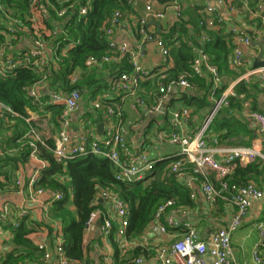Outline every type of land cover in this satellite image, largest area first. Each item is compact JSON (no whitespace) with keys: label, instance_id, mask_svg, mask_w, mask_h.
Segmentation results:
<instances>
[{"label":"built area","instance_id":"built-area-1","mask_svg":"<svg viewBox=\"0 0 264 264\" xmlns=\"http://www.w3.org/2000/svg\"><path fill=\"white\" fill-rule=\"evenodd\" d=\"M239 1L243 7H248L250 2V0ZM35 2L36 0H32L31 6ZM143 2L145 12L138 20L139 45L137 46L140 47L149 41H156L162 55L161 65L156 69L143 67L140 61L139 49L132 50L125 44L116 42L115 30L119 27L124 17L123 11L116 10L111 15L108 25L104 28L107 52L100 57L89 56L85 61V66L88 70H101L106 65L118 66V70L114 71L108 78V92L121 98L135 97L133 108L140 106L146 108L148 113L159 114H164L162 109L163 102L173 87L192 89L191 78L208 76L212 85L211 96L213 97V105L201 128L193 135H184L176 130L171 132L160 131L152 138V145L154 149L160 147L162 143L180 147L179 156L181 159L169 166L167 176H173L175 179L183 181L185 180L188 166L191 165L193 174L201 177L202 193L208 205L213 206L218 198H222L235 207V212L227 225L216 229L206 241L199 237L197 230L190 223L182 224L183 232L181 238L168 246L158 249L153 259L154 261H149L147 264H236L233 257L232 235L241 226L243 219L250 212L253 205L264 198V191L252 182L244 186L229 187L226 178L232 173L237 163L246 165L258 158L264 161V155L254 147L220 148L218 147V140L208 136V127L214 116L221 107L228 106L229 97L235 95L233 87L236 82L229 84L222 91L220 97L215 98L216 91L223 86V78L218 68L210 63L209 56L202 47L203 43L209 41V36L205 33L196 35L197 44L188 42L193 55L190 70L181 73L177 78H172L168 73L169 50L164 39L151 35L147 30L148 23L163 20L165 12L156 10V0H143ZM222 3L223 1H218L217 4L222 5ZM128 4L131 6L132 0ZM70 7L62 9L57 15L62 17ZM166 8H172L177 17L181 16L178 0L163 6V9ZM256 8L259 13H264V0H261ZM86 12V7L80 8L81 16L85 15ZM201 12L214 16L219 23L222 22V17L215 7L206 6ZM18 24L19 21L11 19L6 32L3 33L4 41L0 45V73L2 74L12 73L19 68H38L42 70L43 67L49 65V57L47 55V51L50 50L49 43L41 39L36 33L31 34L26 30V34L31 41V48L17 53L16 26ZM232 33L235 35V47L231 57V66L233 69H239L243 64V49L251 45V39L236 30H232ZM55 34L56 32L52 33V35ZM80 75L79 72L72 74L69 78L70 84L76 85L81 77ZM253 77H258L261 81L260 87H264V66L247 71L238 81L243 80L248 83ZM152 79H156V99L154 103L147 104L145 99L137 97V93L140 91L142 83ZM37 86L47 87L46 76H43L36 85L24 90L26 97L34 107L33 113L36 118L27 112L26 116H21L12 108L0 102V146H4V133L6 135L10 131L8 128L15 125L17 119L23 120L27 126L26 131L15 141L18 145L17 147L6 149L4 146L1 148L0 162L5 160L7 156H13V152L16 153L23 148H28L27 159L32 165L25 185H22L19 179L20 166L15 168L9 165L0 166V197L5 194L19 195L25 189L28 202H35L43 195H46L50 202L64 199L62 192L36 186L42 171L49 165L48 161L41 157V148L48 147L46 140L39 133L47 127L50 116H48L46 110L48 106H62L57 116L58 129L53 139V147L50 150L52 159L56 164L65 165L68 161L88 154L101 156L106 158L115 168L116 180L126 183L137 182L153 170L156 161L150 158L147 150L138 151L127 145L125 136L128 129L135 127V124L129 121H121L120 114L116 113L109 104L95 101L93 108L96 110L104 109L108 119L112 116L118 117V125L116 127L108 125L105 134L99 136L95 134L94 125L88 119H84L83 125L87 127L73 137L70 130V116L79 108L82 90L73 87L68 92H62L51 91L47 87V91H44L37 89ZM245 107L248 108L249 105L245 104ZM248 117L255 122L258 132L264 137V116L250 111ZM189 119L190 111L188 109L174 112L171 117V127L173 129L179 128L182 122H187ZM209 144L214 146L211 147ZM211 174H214L218 181V189L209 180ZM6 177L10 179V183L6 182ZM225 194L228 195L225 196ZM98 203L102 205V208L97 207ZM91 207L94 209L87 220L86 230H89L100 219V233L103 237L110 238L114 235L118 248L122 252L129 250L131 242L128 240L126 233L129 225V209L126 203L110 190L101 189L97 192ZM169 208L173 210L174 215L185 213L182 209L175 206L173 200L166 201L157 208L148 227L149 232L159 235L168 233L165 225L161 223L162 218L165 219V223L169 227L179 226L172 216H167L166 213ZM18 211L21 216L27 214L25 209L18 208ZM11 214L10 202L0 201V223H8ZM114 223L116 225L115 229ZM13 227H18V225L15 223ZM258 236L259 241L254 247L252 261L254 264H264V259L259 255V248L264 245V223L258 226ZM37 248L41 252L44 261L50 260L52 255H54L57 264H74L66 257L61 232L56 233L52 250L48 249L46 243H40ZM100 264L114 263L110 257H102ZM134 264H144V260L138 257L134 260Z\"/></svg>","mask_w":264,"mask_h":264},{"label":"trees","instance_id":"trees-1","mask_svg":"<svg viewBox=\"0 0 264 264\" xmlns=\"http://www.w3.org/2000/svg\"><path fill=\"white\" fill-rule=\"evenodd\" d=\"M32 0H0V45L4 41L3 33L11 19H16V36L22 35L23 29L31 34H38L41 39L49 43L51 59L49 65L41 69L19 68L12 73H0V102L12 108L21 116H26V109L34 110L30 100L25 95V88L36 85L43 76H46L47 87L51 91L68 92L77 87L82 90V96L95 97L100 89L94 70H88L85 61L89 56L100 57L107 52V40L104 28L108 25L111 15L116 10L129 8L130 0H36L31 6ZM175 0H156L160 5L166 6ZM71 6L66 13L59 17L57 13ZM202 4H196L194 10H198L197 20L190 17V10L181 12L177 22L161 32L166 45H170V52L174 61V72L170 75L177 78L180 73L190 70L193 59L188 42L197 44L196 35L207 33L209 41L202 47L209 56L210 63L215 65L219 72H227L225 67L226 58L231 49L233 41L230 37L218 33L207 32L202 21ZM86 7V14L80 15V8ZM202 22V25L200 23ZM190 26L194 29V35L190 34ZM55 35H52L53 32ZM17 42V41H16ZM125 66V65H123ZM126 70V68H125ZM79 72L81 75L76 85H71L69 78L72 74ZM230 72L232 79H237L241 74ZM229 74V73H227ZM204 92L202 97L194 99L186 98L187 105L195 106L197 111L203 108L208 113L213 105L207 101V93L211 90L210 83L206 84L201 79L196 80ZM259 82L247 84L238 81L234 86L235 96L229 97L228 106L221 107L214 116L208 127L209 133L216 134L220 143H231L235 140L237 144H244L246 136L251 138L249 124L239 119L236 114L243 110V103L252 99L254 102L251 112H257L264 116L255 103L256 95L264 93ZM225 87L216 91V98L220 97ZM109 102V101H105ZM108 104V103H107ZM53 115L58 116L62 109L61 105L51 106ZM88 119V118H87ZM55 126L58 127L57 118L54 117ZM89 120V119H88ZM12 129V130H11ZM26 124L17 119L15 125L8 128L11 135H5L3 144L6 149L17 147L16 139L25 132ZM1 133V132H0ZM243 136L241 141L238 137ZM48 149L41 148V157L48 161L36 186L49 188L64 194L61 201L52 202L49 215L53 220L60 222L62 226L63 249L66 257L71 262H82L84 260L83 238L86 231V223L97 192L107 189L122 199L129 209V225L127 236L135 238L141 235L153 220L157 208L166 201L173 200L176 207H192L194 200L192 191L185 181H179L173 176H167L169 166L181 159V157L164 158L157 161L153 170L147 175L133 183L116 180L115 168L101 156L88 154L71 161L65 165L56 164L51 155L53 140L46 141ZM28 148L13 153L17 156H7L5 164L15 168L17 162L25 163ZM199 182L201 177L192 172V166L187 169ZM264 177V161L260 158L246 165L236 164L232 173L226 178L231 186H244L249 182L258 181ZM63 178L68 182L64 183ZM6 182L10 179L6 177ZM216 188H219V184ZM228 194H225L227 196ZM71 207L74 209L71 210ZM98 208L102 205L98 203ZM115 229V227H114ZM33 229L23 222L17 228L12 229V243L14 248L6 254L1 264H22L26 259L34 260L35 247L30 235ZM141 254V249L134 248L131 258L135 259Z\"/></svg>","mask_w":264,"mask_h":264},{"label":"crops","instance_id":"crops-1","mask_svg":"<svg viewBox=\"0 0 264 264\" xmlns=\"http://www.w3.org/2000/svg\"><path fill=\"white\" fill-rule=\"evenodd\" d=\"M218 1H223L222 5H218ZM178 2L181 12L187 9L190 10V17L186 16V20L191 18L193 21L197 20L199 15L198 10H194V6L198 4V2L199 4L204 5L203 8L206 6L215 7L222 17V22L219 23L214 16L201 12L202 21L204 23L203 25L207 32L218 33L227 38L230 37L233 41L234 47L235 35L232 33V30L244 33L251 39V45L243 49V64L239 69H233L231 66V57L234 47L230 50L225 61L227 72H222V74L220 72L223 78L222 87L226 88L229 84L234 82L237 83L240 77L247 71L258 67L256 66V63L264 61V13H259L256 8L261 0H250L248 7H243L239 0H178ZM155 8L156 10L164 11L165 17L163 20L154 21L152 24L149 22L147 30L151 35L162 38L161 32L176 23L178 17L172 8L163 9V5H160L157 2H155ZM144 12L143 0H132V5L129 6L128 9L123 10L124 17L119 27L115 30V40L118 43L125 44L132 50L139 49L141 65L148 69H156L162 63V55L157 42L149 41L142 44L140 47L137 46L139 45V36L137 33L139 27L138 20L144 15ZM190 30L194 35V29L191 26ZM166 47L169 50L168 73L169 75H172L175 73L173 69L174 61L171 56L170 45H166ZM30 48L31 41L26 34V29H23L22 35L18 36L16 42V51L19 53ZM47 55L51 59L50 50L47 51ZM117 70L118 66L114 65H106L101 70H94L100 89L93 98H89V96L85 95L82 96L78 110L73 112L70 116L71 135L74 137L78 132H81L87 127L86 125H83V120L87 118L90 123L94 125L95 134L99 136L105 134L108 125L116 127L118 125V117L112 116L108 119L104 109L96 110L93 108V103L95 101L105 102L107 100L109 102L106 103H108L116 113L120 114L121 121H129L135 124V127L128 129L127 135L125 136L129 147L137 149L138 151L147 150L150 158L154 159L156 162L164 158L179 157V146L162 143L160 147L154 149L152 138L160 131L171 132L172 130H176L184 135H193L201 128L208 114V109L203 108L202 110L197 111L196 106L194 105L195 102H193V105H187L185 97H193L194 99L202 97L204 92L196 80L201 79V81L203 80L208 84L210 83L208 76L205 75L203 78H191V83L193 85L192 89L173 87L163 102L162 109L164 110V114H159L148 113L146 108L140 106L133 108L132 105L135 102V97L121 98L120 96L111 95L108 92V78ZM233 71H236L235 73L241 75L237 79H232L230 72ZM255 81L259 82L258 84L260 87L261 81L258 77H253L247 84ZM155 83L156 79L142 83L141 89L137 93V97L145 99L147 104L154 103L157 92ZM37 89L47 91V87L45 88V86H37ZM260 89L264 92V87H260ZM216 97L217 96L215 95V98ZM206 98L208 102L211 104L213 103L211 90L207 93ZM253 102L252 99L245 101L243 103V110L236 114L239 119L244 120L249 124L251 138L246 136L244 138L246 143L240 145L237 144L235 140H231V143H220L216 134L209 133L208 136L218 140V147H254L264 155V137L258 132L255 122L248 117ZM255 103L259 109H264V93L256 95ZM245 104H248L249 107L246 108ZM49 107L51 106L46 108L48 116L50 115L47 127L45 130L39 132L42 138L46 141L53 140L58 129L54 123V117L57 118V116L53 115V110L48 109ZM181 109H188L190 111V119L187 122H182L179 128L173 129L171 127L172 114ZM26 112L36 118L32 109L27 108ZM108 121L110 122L109 124ZM99 124L102 125L101 131H98L97 128ZM11 130L8 131L7 134L11 135L13 132H11ZM4 137L5 133L3 135V138ZM242 139L243 136L238 137V141H241ZM209 145L211 147L214 146L212 144ZM3 147L4 146H0V150ZM14 156L17 155L13 154L12 157ZM5 161L6 159L0 162L1 167L6 166ZM17 166H20V171L18 173L19 179L22 185H25L28 181L32 165L30 161L26 159L25 163L17 162L15 167ZM209 180L216 188L218 181L214 174L209 176ZM62 181L66 183L68 182V179L63 178ZM183 181L186 182V185L192 191L194 205L192 207H177L182 209L185 212L184 214L174 215L171 208L167 210V216H172V218H174L179 224L178 227L173 228L167 226L165 219L162 218L161 223L165 225L168 232L166 235L149 232L147 228L138 237L133 238L131 235L127 236L128 240L131 242V246L129 247V250L122 252L115 242L114 235L110 238H105L100 233V219H98L89 230L85 231L83 238L84 260L82 262H74V264H100L102 257H110L114 264H134L136 258H131V252L134 248L141 249V254L138 257H141L144 260V264H147L149 261H154L153 259L156 256V251L158 249L168 246L181 238L183 232L182 224L184 223H190L197 230L199 237L205 241L216 229L226 226L235 212V207L226 199L222 198H218L213 206L208 205L202 193L201 183L193 175H190L188 171L185 175V180ZM252 183L264 191V177L258 179V181H252ZM26 195L27 192L24 189L22 194H5L0 197V201L10 202L12 211L8 223H0V264L4 260L6 254L14 248L12 243V229L17 228L13 227V224L15 223L19 225L23 222L25 225L33 229V233L29 237L32 239L36 248L40 243H46L48 249L52 250L55 243L56 233L61 232L62 234V226L60 222L53 220L49 215L52 205L49 198L46 197V195H43L35 202H28ZM18 208L25 209L27 214L21 216ZM73 209L74 208L71 207V210ZM261 223H264V198L253 205L250 212L243 219L241 226L232 235L231 242L233 247V257L236 264H254L252 261V254L255 245L259 241L258 226ZM115 226L114 223V227ZM98 229L99 236L97 237L96 233ZM34 254V260L26 259L22 264H57L54 255H52L50 260L44 261L38 248ZM259 255L264 259V245L259 248Z\"/></svg>","mask_w":264,"mask_h":264},{"label":"water","instance_id":"water-1","mask_svg":"<svg viewBox=\"0 0 264 264\" xmlns=\"http://www.w3.org/2000/svg\"><path fill=\"white\" fill-rule=\"evenodd\" d=\"M152 23H153V22H151V24H152ZM256 66H258V67H263V66H264V62L256 63ZM97 128H98V131H101L102 125L99 124ZM98 228H99V225H98ZM96 236H97V237L99 236V229L97 230Z\"/></svg>","mask_w":264,"mask_h":264}]
</instances>
